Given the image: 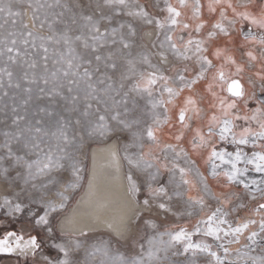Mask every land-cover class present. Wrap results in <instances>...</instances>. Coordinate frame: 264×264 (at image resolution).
<instances>
[{
	"label": "snow or ice",
	"instance_id": "snow-or-ice-1",
	"mask_svg": "<svg viewBox=\"0 0 264 264\" xmlns=\"http://www.w3.org/2000/svg\"><path fill=\"white\" fill-rule=\"evenodd\" d=\"M20 2L0 0L5 23H17ZM55 6L62 11L40 25L47 22L51 35L28 31L31 40L18 41L24 33L9 32L0 39V210L26 214L50 237H65L55 225L85 179L79 150L86 140L108 142L93 153L89 195L95 152L107 153V166L127 184L131 216L119 228L108 223L115 235L107 240L54 244L63 257L48 264H198L201 256L205 264H264V99L243 83L248 67L257 66L253 75L264 94V0H163V7L55 0ZM28 7L35 20L44 5L28 0ZM148 26L156 38L139 44ZM252 100L255 108L248 107ZM53 190L57 199L48 195ZM246 200L258 202L249 208ZM101 206L90 202L92 211ZM145 213L198 219L192 230L164 231L145 219L152 234L132 236L131 250L120 251L132 220ZM40 246L34 235L0 239V252L35 254ZM81 249L82 259L74 258Z\"/></svg>",
	"mask_w": 264,
	"mask_h": 264
},
{
	"label": "rangeland",
	"instance_id": "rangeland-1",
	"mask_svg": "<svg viewBox=\"0 0 264 264\" xmlns=\"http://www.w3.org/2000/svg\"><path fill=\"white\" fill-rule=\"evenodd\" d=\"M64 2L70 3L71 0H61V3H64ZM143 2L149 3V4H158L159 7H163V0H143ZM171 2L175 3L176 0H171ZM31 3L33 5H44L43 8H38V10H36L35 15L37 19L33 20V8L28 7V0H21L19 4L14 5V11L18 10L22 13L21 17L14 18L17 20V23L13 24L11 20L5 23L4 19L0 18V25H3V27H0V39L6 37L9 32H15L18 34L23 32L24 35H17L16 38L18 39V41L23 40L25 38H28L29 40H31L30 37L26 36V33L28 31H31L35 36H45L46 37V36L51 35V32L49 31L48 26H47V22L44 23L43 28L40 25L42 22L45 21L46 18L48 22H51L54 19V14L62 11V9L55 6V0H31ZM50 4L53 5V7L49 8L48 5ZM159 7L153 9L154 14L159 15L161 18H163V16L166 13L160 12ZM64 19H67V14L64 17ZM21 20L23 21V23L27 24L28 27L26 29L22 27L20 23ZM60 26L61 25L59 24L55 25V27L57 28H59ZM146 28L147 27H144L141 33ZM141 33L140 35H142ZM177 35H183V33H177ZM137 40L139 44H142L140 36L137 38ZM237 41H239V36H237ZM37 44H39V41H37ZM29 51H31V48H29ZM239 55L240 54L237 53L238 59H239ZM250 67L251 66L248 67V69L246 70L244 74L243 83L245 87L248 88L247 91L249 93L255 92L256 95L260 99H264V94L260 93V81L255 77V75H253V73L257 71V66L252 65V69H250ZM201 85L202 84L197 85L198 91H202ZM141 103L144 104L146 103V101H142ZM204 106L207 107V104H205ZM256 106L257 105L254 100L249 101L248 103L249 108H255ZM242 107L243 105L241 104V108ZM171 115L173 119H175L176 111L173 110ZM98 143H103V142H100V141L93 142V141L86 140L83 146L80 148L79 156H80V159L83 161L82 167L85 168L86 158H85L84 153H86L87 148L88 147L92 148L94 145H97ZM223 147L227 148L229 151L234 150L233 147L229 144H225L223 145ZM245 150L248 152L252 151L250 146L247 147ZM196 159H197V166L200 168L201 172H205L206 174V171L203 170V168H201L202 165L200 164V161H199L200 159L199 158H196ZM249 175L250 177L259 178V174L254 173V172H250ZM84 176H85V172H84ZM194 178L195 177H193V179ZM211 184L214 190L220 191V189L216 187L215 181H211ZM83 189H84V185L82 184V186L79 189H77L75 192L69 193V196L71 197L69 201V207L67 211L64 212L62 216H60L59 220L56 221L55 227L57 229V233H59L61 229L63 230L60 224L62 217L66 215L68 211L71 210L75 202L79 199V196H81V192L83 191ZM232 191H242V189L233 188ZM4 194H5V189H4L3 194H1V196H3ZM192 194L195 195V192H193ZM48 195L52 199H57L55 195V190L49 192ZM138 198L142 200L144 198L143 193H141V195ZM245 202L249 205V208H251V207H254L258 201L246 200ZM209 203L213 207L215 206L214 201H210ZM246 214L247 213L245 211H242L240 213L241 216L246 215ZM141 218L143 219H139L137 221L136 229L133 231V235H132V236H135L137 240L144 238L146 234L148 235L152 234V231H153L152 229L145 227L144 216H142ZM173 218H174L173 220H170L167 222H160V221H157L156 219H154L153 222L157 224L159 231H164L166 228H170V227H187L189 230H192L195 225L196 220L198 219L197 216H193V217L179 216V217H173ZM9 232H14V233H17L18 235H22L24 239H27L29 235L37 236L38 242L40 243L41 246L39 249L35 251V254H32V256L10 257V256L0 255V264H48V261H55L63 257V254L60 253L58 249L54 247V244L56 243H68V240L71 237H75L77 239L85 241L86 243H91V242L99 241V240H107L110 238V236H107L104 233L88 235L87 237H81V236L71 235L67 231H64V232L69 235L63 238H61L59 235H56L53 238V237H50L46 232L37 229L34 226L33 220L29 218L26 214H15V215L10 216V215H6L3 210H0V239L4 238L5 234ZM200 238L201 237L199 236H194L193 240H198ZM165 239H167V237H165ZM132 246L133 245H132V241L130 238L127 242L121 243L119 245V248H120V251L122 252H129ZM82 254H83V250L81 249L79 253H73V257L76 259H82ZM197 259H198V264H205V261L207 260V258L203 256L198 257Z\"/></svg>",
	"mask_w": 264,
	"mask_h": 264
},
{
	"label": "bare ground",
	"instance_id": "bare-ground-1",
	"mask_svg": "<svg viewBox=\"0 0 264 264\" xmlns=\"http://www.w3.org/2000/svg\"><path fill=\"white\" fill-rule=\"evenodd\" d=\"M148 32L152 33L151 37L144 35V33ZM155 33L156 29L154 26H148L146 29H144L141 33L142 35H140L142 44L150 45L151 41L155 40L156 38ZM250 69H252V66ZM245 88L248 90L247 87ZM107 143L108 142L98 143L92 148L88 147L86 150L85 179L82 183L84 185V189L81 192L79 199L75 202L74 206L70 211H68L66 215L62 217L60 221L63 230L67 231L71 235L80 236L81 231H83L87 233V236L104 233L110 237H114V232L112 229L107 227V224L111 223L113 228H119L122 222H127L131 216L133 205L131 203V197L127 192V184L122 179L117 178L114 170L107 166V153L99 151L95 152V170L97 178L95 180L94 190L91 196L89 195L88 177L91 176L94 167L93 153L98 148H104ZM3 192L4 187L0 186V196L3 194ZM90 202L92 204L102 206L99 207L97 211H92L90 209ZM77 209H79V211H76ZM142 216H144V219L151 218L152 221L156 219L160 222H167L174 219V216L157 213H153L151 215L145 213ZM65 218L71 221V223L67 226L61 223L65 220ZM138 220L139 219L132 220L129 238L125 241H122L121 243H125L131 238L133 231L136 229ZM13 252L27 254L32 252V250L28 249L24 252L15 250Z\"/></svg>",
	"mask_w": 264,
	"mask_h": 264
},
{
	"label": "flooded vegetation",
	"instance_id": "flooded-vegetation-1",
	"mask_svg": "<svg viewBox=\"0 0 264 264\" xmlns=\"http://www.w3.org/2000/svg\"><path fill=\"white\" fill-rule=\"evenodd\" d=\"M82 183H83V182H82ZM107 236H108V235H107ZM15 239H16L15 236H10V237H8V240H9L10 243H13V242L15 241ZM12 240H13V242H12ZM25 240H27V239H25ZM22 243H23V241H22ZM0 253H1V252H0ZM32 254H33V251L30 252V253H27V254H22V253H20V252H17V253L10 252V253H7V254H3L2 256H10V257L22 256V257H27V256H32ZM0 255H1V254H0Z\"/></svg>",
	"mask_w": 264,
	"mask_h": 264
},
{
	"label": "crops",
	"instance_id": "crops-1",
	"mask_svg": "<svg viewBox=\"0 0 264 264\" xmlns=\"http://www.w3.org/2000/svg\"><path fill=\"white\" fill-rule=\"evenodd\" d=\"M201 89H203V84L201 85ZM199 161H200V164L202 165L201 168H203V170H205V165L203 164V161L201 159Z\"/></svg>",
	"mask_w": 264,
	"mask_h": 264
},
{
	"label": "water",
	"instance_id": "water-1",
	"mask_svg": "<svg viewBox=\"0 0 264 264\" xmlns=\"http://www.w3.org/2000/svg\"><path fill=\"white\" fill-rule=\"evenodd\" d=\"M12 242H13V240H12ZM1 255H3V254H7V253H0Z\"/></svg>",
	"mask_w": 264,
	"mask_h": 264
}]
</instances>
